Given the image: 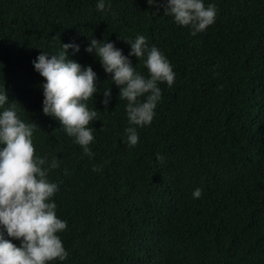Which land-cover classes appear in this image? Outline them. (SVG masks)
<instances>
[{
    "label": "trees",
    "instance_id": "1",
    "mask_svg": "<svg viewBox=\"0 0 264 264\" xmlns=\"http://www.w3.org/2000/svg\"><path fill=\"white\" fill-rule=\"evenodd\" d=\"M209 2L214 22L192 35L146 0H105L99 11L97 0H0V84L34 125V154L58 161L48 175L67 256L54 264H264V0ZM138 34L163 52L175 78L159 83L152 121L128 147L126 101L84 48L90 37L107 39L127 55L124 40ZM69 42L80 48L67 57L97 74L91 160L42 113L43 78L31 64Z\"/></svg>",
    "mask_w": 264,
    "mask_h": 264
},
{
    "label": "clouds",
    "instance_id": "2",
    "mask_svg": "<svg viewBox=\"0 0 264 264\" xmlns=\"http://www.w3.org/2000/svg\"><path fill=\"white\" fill-rule=\"evenodd\" d=\"M146 2L155 6L156 11L162 6L163 15H170L176 25L187 26L192 35L205 30L216 16L215 5H205L204 0H163L160 6H156V0ZM96 9L106 10L105 0H97ZM124 41L129 45L127 55L113 42L94 37L88 38L84 51L92 54L103 71L110 74V84L118 88V99L126 101L127 126L122 143L133 147L139 139L137 127L152 121L161 98L159 83L171 86L175 73L163 52L155 45H147L143 35ZM79 48L72 42L60 43V51L41 50L31 64L43 78L42 113L58 121L64 133L91 160L89 145L95 132L91 122L98 119V111L88 107V101H93V94L98 91L97 74L90 65L82 66L67 57L69 49L76 53ZM129 57L139 59L146 74L137 71ZM102 96L100 102L107 106L111 99L109 86L103 88ZM17 104L8 100L4 84H0V264L62 262L67 252L59 233L66 228V221L56 215L53 196L58 186L48 175L58 167V161L55 156L49 159L47 154H34V125L19 118ZM91 170L98 171V165L92 164ZM200 195V187L191 192L194 199ZM5 235L18 240L19 245Z\"/></svg>",
    "mask_w": 264,
    "mask_h": 264
}]
</instances>
